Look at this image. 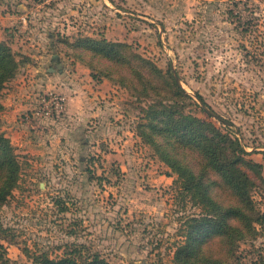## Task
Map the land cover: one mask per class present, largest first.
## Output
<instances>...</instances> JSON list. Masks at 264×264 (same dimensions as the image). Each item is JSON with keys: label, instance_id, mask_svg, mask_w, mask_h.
I'll use <instances>...</instances> for the list:
<instances>
[{"label": "rangeland", "instance_id": "obj_1", "mask_svg": "<svg viewBox=\"0 0 264 264\" xmlns=\"http://www.w3.org/2000/svg\"><path fill=\"white\" fill-rule=\"evenodd\" d=\"M84 37L128 43L171 67L200 105L186 113L240 139L261 222L225 264H264V0H0V41L22 61L1 94L0 129L21 168L0 207V264L44 253L177 264L187 222L202 212L138 135L147 101L92 77L110 63L78 45ZM212 194L235 202L225 185ZM200 248L222 259L227 242L215 235Z\"/></svg>", "mask_w": 264, "mask_h": 264}, {"label": "trees", "instance_id": "obj_2", "mask_svg": "<svg viewBox=\"0 0 264 264\" xmlns=\"http://www.w3.org/2000/svg\"><path fill=\"white\" fill-rule=\"evenodd\" d=\"M77 44L110 63L107 69L92 73L94 79L116 81L138 100L147 101L137 125L138 135L177 175L181 194L202 211L187 222L185 240L179 243L174 261L177 264L228 262L238 242L246 238L254 224L261 222L251 195L255 182L243 168L247 151L240 139L223 131L211 119L186 113L187 106L200 108V105L179 84L171 67L163 71L128 43L84 37ZM21 65L14 50L0 41V111L4 108L2 91ZM90 67L94 69L93 65ZM115 72L119 78L113 77ZM197 98L205 103L202 95L197 94ZM20 168L14 145L0 129V207L18 186ZM221 184L231 190L234 203L223 205L213 196V188ZM215 235L223 236L227 242L225 259L212 257L200 248L205 239ZM4 248L0 243L1 258ZM31 258L35 264H111L98 254L52 258L44 253Z\"/></svg>", "mask_w": 264, "mask_h": 264}, {"label": "crops", "instance_id": "obj_3", "mask_svg": "<svg viewBox=\"0 0 264 264\" xmlns=\"http://www.w3.org/2000/svg\"><path fill=\"white\" fill-rule=\"evenodd\" d=\"M59 64H61V63H59ZM62 65V64H61ZM51 71V70H50ZM77 98H79V95H75V96H71L70 97V99L71 100H75V99H77ZM3 105H5V103H2Z\"/></svg>", "mask_w": 264, "mask_h": 264}, {"label": "water", "instance_id": "obj_4", "mask_svg": "<svg viewBox=\"0 0 264 264\" xmlns=\"http://www.w3.org/2000/svg\"><path fill=\"white\" fill-rule=\"evenodd\" d=\"M61 66H62L61 64H58V65H57L58 69H61ZM54 70H55L54 68L51 69V71H54ZM176 79H177V78H176ZM179 84H180V83H179Z\"/></svg>", "mask_w": 264, "mask_h": 264}, {"label": "built area", "instance_id": "obj_5", "mask_svg": "<svg viewBox=\"0 0 264 264\" xmlns=\"http://www.w3.org/2000/svg\"><path fill=\"white\" fill-rule=\"evenodd\" d=\"M61 100H63V98H61Z\"/></svg>", "mask_w": 264, "mask_h": 264}]
</instances>
